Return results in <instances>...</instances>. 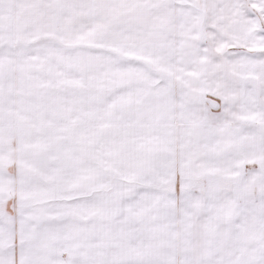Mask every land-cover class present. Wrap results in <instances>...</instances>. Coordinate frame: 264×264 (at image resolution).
Returning <instances> with one entry per match:
<instances>
[{
	"label": "snow or ice",
	"instance_id": "snow-or-ice-1",
	"mask_svg": "<svg viewBox=\"0 0 264 264\" xmlns=\"http://www.w3.org/2000/svg\"><path fill=\"white\" fill-rule=\"evenodd\" d=\"M0 264H264V0H0Z\"/></svg>",
	"mask_w": 264,
	"mask_h": 264
}]
</instances>
